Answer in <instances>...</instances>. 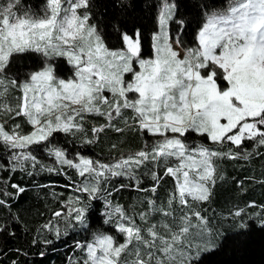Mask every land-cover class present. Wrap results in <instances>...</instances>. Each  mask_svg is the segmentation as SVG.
Returning a JSON list of instances; mask_svg holds the SVG:
<instances>
[{"label":"snow or ice","instance_id":"6c2138e0","mask_svg":"<svg viewBox=\"0 0 264 264\" xmlns=\"http://www.w3.org/2000/svg\"><path fill=\"white\" fill-rule=\"evenodd\" d=\"M89 6L90 0H45L37 14L25 0H0V144L10 150L0 170L33 175L37 168L60 173L66 166L82 178L77 192L89 200L103 199V224L114 223L123 242L98 229L91 241L76 243L83 256L74 264H199L202 254L216 246L215 238H209L210 219L191 210L189 198L211 199L216 160H246L264 147V0H226L220 8L205 5L193 47L183 44L180 33L175 37L170 33V23L176 22L181 30L185 23L176 20L174 0H160L150 57L143 55L139 29L132 35L122 33L123 47L110 49L98 25L89 23ZM23 56L37 57L40 67L20 79L10 70ZM56 58L66 59L72 67L67 79L57 76ZM13 90L19 92L15 104L8 100ZM127 111L132 115L126 116ZM89 116L103 117L105 123L93 125L92 138L84 143H95L109 128L123 131L116 127L118 120L147 133L151 143L112 163L79 153L75 160L69 158L67 149L53 142L55 134L86 135ZM17 117H23L32 131L23 133L19 124L6 127ZM188 133L220 148L189 144ZM246 143L257 151L245 149ZM227 144L235 151H223ZM41 146L54 158L53 165L37 159L34 149ZM160 169L174 178V190L167 208L146 199L148 210L138 213L147 225L142 227L134 215L107 198L108 184L113 177H126L137 190L155 193L163 179ZM144 175L154 182L150 188L139 187ZM11 187L17 195L25 191L19 185ZM66 203L67 212L53 213L58 221L63 216L65 229L76 224L89 227L90 205L80 196ZM174 203L179 215H174ZM247 207L257 206L253 202ZM260 208L264 212V206ZM244 212L238 208L230 215L241 217ZM152 213L162 219L149 223ZM44 228L60 238L56 224Z\"/></svg>","mask_w":264,"mask_h":264},{"label":"trees","instance_id":"16d2710c","mask_svg":"<svg viewBox=\"0 0 264 264\" xmlns=\"http://www.w3.org/2000/svg\"><path fill=\"white\" fill-rule=\"evenodd\" d=\"M177 12L195 9L205 11V5L220 8L226 0H174ZM45 0H27L32 11L39 14ZM160 0H90L87 11L91 12L90 24L98 25V30L110 49L123 47L121 34L127 32L132 35L139 29L144 56H149L152 51V34L157 30L158 6ZM55 71L58 74L60 67H65L68 77L72 74V67L64 58H56ZM40 67L35 56L19 57L10 70V75H19L24 79L30 73ZM19 92L12 91L8 97L9 102L15 104V97ZM126 116L132 113L127 111ZM103 117L89 116L85 122V134L77 136L57 133L54 143L67 149L69 158L75 160L79 153L84 157L108 163L111 158L136 150H142L149 144V135L139 129L126 126L123 121H117L116 127L123 131L106 129L98 135L95 143H84L91 139V127L105 123ZM7 119V117H3ZM129 125L132 123L129 120ZM11 124H19L20 130L25 133L32 129L23 117L9 119L6 127ZM189 144L204 143L213 146L205 138L195 133L187 134ZM115 145V147H113ZM233 148L231 144L223 147V151ZM244 148L255 153L251 144L246 143ZM9 149L0 144V164L7 161ZM259 155H252L248 159H218L216 160L217 181L212 188L211 199L207 202H194L190 200L191 210L200 211L211 221L212 235L215 238V247L212 251L202 254L199 264H264V222L261 216L264 212L260 206H264V147L258 149ZM34 154L43 164L51 166L54 158L47 155L43 146L35 148ZM31 170V169H29ZM141 172L144 169L140 170ZM66 173V174H65ZM163 177L157 191L143 192L134 187V181L126 177H113L108 184L111 195L107 198L113 204L121 205L128 214L134 215L137 224L142 227L147 225L140 221L138 213L147 211L149 205L146 199H152L156 206L168 207L169 195L174 190V178L164 176L163 169L159 170ZM219 177H223L220 179ZM81 177L75 169L65 166L64 172L55 173L37 168L33 175L16 170H0V192L12 193L11 196L0 195L4 201L0 205V264H74L83 256L76 247V243L85 244L93 239L92 233L98 229L113 235L118 242H123V234L115 231V224H103L105 212L103 199L89 200L87 194L76 191V186L81 183ZM154 182L150 176H141L140 188H150ZM11 185H19L25 191L16 194ZM120 185H125L121 188ZM77 196L82 198L84 204H89V216L85 228L79 224L65 229L64 224L53 215L54 212L63 210L67 212L70 199ZM257 207H247L253 203ZM80 205H77L79 207ZM174 215L180 214L179 205L173 204ZM238 208H244L241 217H234L230 213ZM184 211H189L185 208ZM94 213L95 215H92ZM162 219L158 213H152L149 223H158ZM54 220V221H53ZM50 221L61 229L59 239L53 231L44 228ZM194 221V218H193ZM171 223V218H169ZM195 222V221H194ZM241 225H244L243 227ZM42 228V229H41ZM6 229V230H4ZM35 241V243H34ZM46 241H51L47 243Z\"/></svg>","mask_w":264,"mask_h":264},{"label":"rangeland","instance_id":"374dc122","mask_svg":"<svg viewBox=\"0 0 264 264\" xmlns=\"http://www.w3.org/2000/svg\"><path fill=\"white\" fill-rule=\"evenodd\" d=\"M25 2L27 4V0H25ZM83 11H85V10L84 9H81L80 10L81 14L83 13ZM203 13L204 12H202V11L200 12V11H197L195 9L186 10L184 12H177L176 13V20H183L185 22L184 23V27L181 30L180 26L176 22L170 23L169 28H170L171 35L175 37L177 35V33H180V38H181V40H182V42H183V44L185 46H187V47H193V46H195L196 32H197V30H198V28H199V26H200V24L202 22ZM157 30H158V25H157ZM152 54H153V50L151 51V54L149 56H145V57H150ZM60 72L62 74L60 75V74L56 73L57 76H59L61 78H65V79H67L68 77H70L72 75L71 74L68 77H64L65 75L68 74V70L65 67H60ZM128 78L130 79L131 77L129 76ZM102 121H103V118L101 119V122ZM11 126L12 125L9 124L7 128H11ZM30 131H32V129ZM30 131L25 132V133H29ZM150 143H151V140L149 141V144ZM138 151H140V150H136V151H132V152L131 151L130 152H127L125 154L119 155L118 158H111L108 163H112V162H114V161H116V160H118V159H120L122 157H126V156H129V155H132V154H134V153H136Z\"/></svg>","mask_w":264,"mask_h":264},{"label":"bare ground","instance_id":"6f19581e","mask_svg":"<svg viewBox=\"0 0 264 264\" xmlns=\"http://www.w3.org/2000/svg\"><path fill=\"white\" fill-rule=\"evenodd\" d=\"M53 216V215H52ZM54 221V220H53ZM51 222V221H50ZM42 229V228H41Z\"/></svg>","mask_w":264,"mask_h":264},{"label":"water","instance_id":"95a60500","mask_svg":"<svg viewBox=\"0 0 264 264\" xmlns=\"http://www.w3.org/2000/svg\"><path fill=\"white\" fill-rule=\"evenodd\" d=\"M60 211V210H59Z\"/></svg>","mask_w":264,"mask_h":264}]
</instances>
